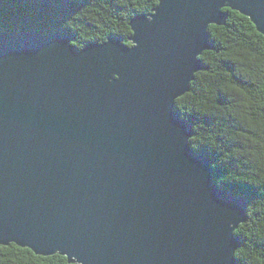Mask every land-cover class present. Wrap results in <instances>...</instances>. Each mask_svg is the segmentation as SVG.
Listing matches in <instances>:
<instances>
[{
	"label": "water",
	"instance_id": "95a60500",
	"mask_svg": "<svg viewBox=\"0 0 264 264\" xmlns=\"http://www.w3.org/2000/svg\"><path fill=\"white\" fill-rule=\"evenodd\" d=\"M224 9L264 37V0H158L131 20V47L0 31V247L69 264H238L249 202L218 187L172 105L216 49L205 28L224 27Z\"/></svg>",
	"mask_w": 264,
	"mask_h": 264
},
{
	"label": "trees",
	"instance_id": "16d2710c",
	"mask_svg": "<svg viewBox=\"0 0 264 264\" xmlns=\"http://www.w3.org/2000/svg\"><path fill=\"white\" fill-rule=\"evenodd\" d=\"M157 5L158 0H0V31L74 35L73 45L78 52L90 44L104 43L110 37L121 38L131 47V20L152 14ZM224 12L228 13L226 25L208 29L216 49L200 57L203 70L195 75L190 85L192 95L186 96L182 103L194 112L196 101L204 90H214L223 79L221 68L231 74L230 83L239 86V90L229 88L228 92L237 99V126L248 135L234 138L229 148L220 152L213 169L220 189L249 202L247 221L235 232L241 239V247L236 252L238 264H264V166L261 165L264 136L248 138L264 120V85L261 84L264 37L248 18L230 9H224ZM69 20L72 31L66 27ZM220 99L225 101L227 97L222 94ZM200 121L206 125L213 121L197 115L196 124L190 127L192 137L196 138L193 142L206 148L211 146V137L199 127ZM196 153L210 158L203 150ZM0 264L69 263L60 255L36 256L28 249L10 245L0 247Z\"/></svg>",
	"mask_w": 264,
	"mask_h": 264
},
{
	"label": "clouds",
	"instance_id": "9594fccd",
	"mask_svg": "<svg viewBox=\"0 0 264 264\" xmlns=\"http://www.w3.org/2000/svg\"><path fill=\"white\" fill-rule=\"evenodd\" d=\"M225 22H228L227 19ZM208 24L209 22L206 25L205 31L209 39H211V33L208 32ZM66 27L68 30L72 31V23L70 20L67 22ZM212 27H216V25H212ZM73 41L74 40H71L70 44H72ZM261 64H264V60H261ZM220 73L223 79L214 86V90H204L203 94L196 101L194 112L186 109L182 103L186 96L192 95L191 92L182 95V89L179 94L172 97L173 110L177 112L181 118L185 119L189 127L196 124L197 115L212 119L213 123L210 125L204 124L203 121L199 122V127L206 131L208 136L211 137V146L202 148L200 144L193 142L196 138L190 135L186 137L185 141L190 145L192 151L201 152L203 150L207 156L210 157L212 168L217 166L220 152L226 151L234 138L240 135H248L247 132H242L237 126L235 119V105L237 99L228 92L229 88H236L239 90V86L234 82L230 83L231 74L228 71L221 68ZM261 84L264 85V78L261 79ZM222 94L227 97L225 101H221L220 99ZM252 131L254 135L249 136V139H255V135L264 136V120L260 122L258 128H254ZM213 157H215V159H213ZM261 165L264 166V159L261 160Z\"/></svg>",
	"mask_w": 264,
	"mask_h": 264
},
{
	"label": "snow or ice",
	"instance_id": "6c2138e0",
	"mask_svg": "<svg viewBox=\"0 0 264 264\" xmlns=\"http://www.w3.org/2000/svg\"><path fill=\"white\" fill-rule=\"evenodd\" d=\"M113 76H114V79H117V80L120 78L119 75H116V73H114Z\"/></svg>",
	"mask_w": 264,
	"mask_h": 264
}]
</instances>
